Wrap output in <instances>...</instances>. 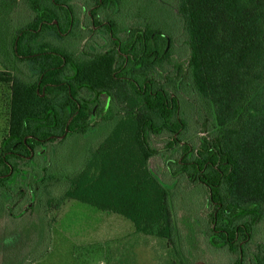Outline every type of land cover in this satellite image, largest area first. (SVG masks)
<instances>
[{
	"label": "trees",
	"instance_id": "obj_1",
	"mask_svg": "<svg viewBox=\"0 0 264 264\" xmlns=\"http://www.w3.org/2000/svg\"><path fill=\"white\" fill-rule=\"evenodd\" d=\"M87 1L93 27L112 47L78 58L61 45L77 27L75 0H0V82L10 84L0 216L24 197L13 187L41 148L84 135L101 118L113 128L67 177L65 198L118 215L175 249L171 199L180 188L200 201L198 229L209 247L226 252L227 264H264V245L248 247L264 215V0H166L181 23L184 74L212 118L197 144L185 139L179 83L158 78L174 60L170 36L147 23L121 37L119 20L98 13L125 0ZM19 4L27 19L10 28ZM153 140L178 149L166 163L172 188L149 168L158 154Z\"/></svg>",
	"mask_w": 264,
	"mask_h": 264
},
{
	"label": "rangeland",
	"instance_id": "obj_2",
	"mask_svg": "<svg viewBox=\"0 0 264 264\" xmlns=\"http://www.w3.org/2000/svg\"><path fill=\"white\" fill-rule=\"evenodd\" d=\"M90 3L75 0L77 27L61 43L78 58L106 52L112 47L109 36L93 27ZM98 14L102 21L108 16L118 19L121 37H126L130 30H144L147 23L170 36L174 60L163 63L158 78L164 83L169 78L179 83L178 94L187 120L185 139L197 144L202 138V123L209 125L212 118L184 74L187 49L181 23L170 3L125 0ZM27 16L28 10L19 4L10 17V28L19 27ZM2 74L0 66V77ZM100 98L107 102L104 96ZM9 101L10 84L0 82V142L7 132ZM97 121L84 135L64 137L41 148L34 160L23 166L24 178L17 181L12 191L14 197L19 193L24 197L15 211L10 208L5 210L7 215L0 216V264H227L226 252L209 247L198 229L200 201L193 193L176 188L171 199L177 231L175 249L163 239L137 232L128 220L118 215L64 197L67 177L83 168L90 150L109 135L114 125L101 118ZM152 144L158 154L149 161V168L171 186L166 163L177 157L178 149L166 150L158 140ZM206 213L204 209L202 214ZM259 244L264 245V215L254 226L248 247L252 249Z\"/></svg>",
	"mask_w": 264,
	"mask_h": 264
}]
</instances>
